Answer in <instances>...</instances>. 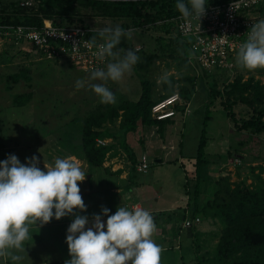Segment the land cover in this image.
I'll return each mask as SVG.
<instances>
[{
	"label": "rangeland",
	"instance_id": "374dc122",
	"mask_svg": "<svg viewBox=\"0 0 264 264\" xmlns=\"http://www.w3.org/2000/svg\"><path fill=\"white\" fill-rule=\"evenodd\" d=\"M261 7L263 14L259 13V18L264 19V0L261 2ZM84 19L86 22L90 21L88 16ZM92 20L97 21V19ZM99 24H103L104 27L122 26L119 21L112 20ZM161 35L164 33L159 28H153L144 33L132 31L131 39H122L119 47L125 49L135 51L137 46L145 45L144 53H137V55L140 57L139 62L146 67L142 70L133 69L131 74H126L118 83L109 80L107 87L116 96L114 105H118L126 99L130 101L139 99L140 83L143 79L158 83L155 94L159 97L164 94V90L163 82L158 81L165 73L179 80V83L175 85L177 91H180L182 87L190 89L189 78L196 79V91L190 105L192 113L177 118L173 125L166 128L163 137L156 127L140 126L137 133L129 136V140L136 157H140L147 149L150 164L146 173L136 176L141 189L133 187L130 191H133L134 195H144L149 200L154 198L153 204L156 207L171 208L162 215L153 216L157 217L154 219L156 224L154 241L163 249L160 264H197L196 247L198 246L202 254L207 252L214 256L222 229L219 223L203 217L201 223L193 228L187 229L183 226L184 209L190 201L186 181L189 178V189L192 190L195 185L192 181L195 176L194 158L197 155L202 130L206 128L211 137L206 149L207 157L211 161L208 169L209 176L217 179L229 174L232 182L235 184L241 182L244 186L252 185L256 181V175L261 174L264 178V170L261 172V167L264 169V131L260 134L253 131H238L228 119L220 105V100L212 106L208 105L207 91L201 86L203 82L204 84L207 82V79L204 77V71L191 61L194 55L188 47H185V55L191 61V65H186L182 57L178 56L174 60L166 55L163 56L160 52L157 53L158 44L155 38ZM145 53L149 56L157 53L160 59H155L147 65L149 60ZM237 66L233 71H213L211 78L225 79L231 76L230 79L234 80L238 74H242L245 81L252 75L256 80H261L264 85V68L249 71ZM19 73L29 76L30 79L20 77L18 83H14L10 76ZM89 75L90 73L73 66L69 59L47 60L31 44L16 45L14 40L0 38V128L7 126L12 128L11 138L4 135L1 139L0 136V143L8 142L16 148L25 146L29 150L34 149L39 142L38 133H41L35 131H42L43 136L49 137L45 140L49 153L59 155L64 151H76L80 143L82 118L103 104L91 89L77 90L75 87L78 79H87ZM222 82H219L221 87ZM26 92L33 94L28 105L24 108L15 106L14 97ZM244 109L241 105L236 107V110H240L238 116L242 113L247 116L248 113ZM13 115H19V117L10 118L14 117ZM208 115L210 119H206ZM25 136L29 138L25 139ZM148 143L150 145H147ZM71 152L69 153L73 154ZM229 152H232L233 156H228ZM48 157L51 159L50 154ZM74 159L87 173L88 167L85 166L84 161L78 160L77 157ZM119 159L124 160V158ZM119 159L108 160L107 164L116 166L121 161ZM253 166H255L254 171ZM90 174L92 172H89L88 176ZM93 175L90 184L84 185L85 180L80 183L81 192L88 194L86 197L81 193L83 200L85 201L86 198L91 199L92 202L102 200L101 206L115 212L112 209L120 206L121 197L123 196L122 201H124L129 194H112L106 188V179L96 180L95 172ZM109 183V188L115 186L110 181ZM89 187L92 188L93 193ZM203 188L205 193L202 194L201 200L203 202L212 200L216 185L203 183ZM134 201L133 198H129L130 204ZM148 203L145 205L146 210L147 205H150V202ZM101 206L87 208V211L82 212L81 215L100 214Z\"/></svg>",
	"mask_w": 264,
	"mask_h": 264
},
{
	"label": "trees",
	"instance_id": "16d2710c",
	"mask_svg": "<svg viewBox=\"0 0 264 264\" xmlns=\"http://www.w3.org/2000/svg\"><path fill=\"white\" fill-rule=\"evenodd\" d=\"M27 1L0 0V26L22 25L42 28L44 21L50 20L56 26L77 24L90 28L84 19L85 16H90L114 22L119 21L122 23V28L132 29L137 33L159 28L164 35L155 38L158 44L157 53L160 52L163 56L166 55L174 60L178 56L182 57L186 65H191V61L185 55V47H188V44L182 42L177 36L178 27L175 19L180 16V13L175 7L176 0H33L31 6L23 5ZM226 1L228 0H207V7ZM258 12L263 14L261 4ZM92 30L90 37H96V42H103L98 32ZM135 51L136 54L144 53L145 45L137 46ZM157 53L150 56L145 53L149 60L147 65L155 59H160ZM145 67L144 64L138 62L134 69L142 70ZM203 71L207 82L205 84L203 82L201 86L207 91L208 105L212 106L220 100V105L236 130L262 133L264 131V85L262 81L256 80L252 75L244 81L242 74H238L234 80L230 79L231 76L225 79L211 78L213 73ZM20 77L30 79L29 76H23L21 73L10 76L14 83H18ZM168 80L170 84L163 82L164 94L161 97L155 94L158 83L143 79L140 83L141 95L137 101L126 99L118 105L103 103L82 118L80 143L76 151L69 152L87 165L86 177L89 172H92L87 184L92 182L95 172L96 180L106 179V188L110 191L109 181L112 180L109 175L116 173L119 176L121 171L113 172L111 168H105L104 163L109 156L114 158L121 152H125L128 158L130 180H134L139 174L136 170L138 160L128 145V137L137 133L140 126L157 127V131L163 137L166 128L173 124V121L154 120L151 117L153 104L159 99L179 93L184 101V105L177 107L179 118L183 116L186 105H191L194 98L197 83L195 78H189L190 89L182 87L180 91L175 89L179 80H176L174 76H168ZM220 81H223L222 87ZM32 97V92L16 95L14 97L15 106H27ZM239 105L245 108L247 116L244 113L238 116L240 110H236V107ZM210 118L209 115L206 117V119ZM71 123L73 124L74 120ZM206 130L204 128L201 132L197 155L194 158L195 176L192 181L195 185L192 190L189 189V178L186 181V190L190 198L187 207L190 219L197 217L212 219L219 223L222 229L214 256L207 252L202 254L198 246L196 247L197 264H264V178L261 174L256 175V181L252 185L244 186L241 182L236 184L232 182L229 174L217 179L210 177L208 169L211 161L207 157L206 149L211 137ZM98 139H110L111 142L98 145ZM69 152L64 151L63 154L70 155ZM228 156H233V153L229 152ZM252 170L254 171L255 168L253 167ZM263 170L261 167V172ZM203 183L216 185L212 200L206 202L201 200L202 194L205 193ZM89 190L92 188L89 187ZM182 219L185 221L186 215Z\"/></svg>",
	"mask_w": 264,
	"mask_h": 264
},
{
	"label": "clouds",
	"instance_id": "9594fccd",
	"mask_svg": "<svg viewBox=\"0 0 264 264\" xmlns=\"http://www.w3.org/2000/svg\"><path fill=\"white\" fill-rule=\"evenodd\" d=\"M182 19L206 15L207 0H176ZM103 43L98 46L101 59L111 58L106 68L91 71L87 79L75 82L77 90L91 89L101 103L114 104L116 96L107 82H120L131 74L140 57L132 49L119 47L122 39H131L132 29L119 25L99 30ZM90 43L96 46V37ZM236 63L249 71L264 68V19L253 23L236 55ZM99 81V83H96ZM158 82L169 83L168 74ZM34 155L21 163L15 154L0 161V259L5 264H21L25 242L32 239L33 225L43 226L53 218L74 216L67 228L66 244L70 259L64 264H160L162 247L152 236L156 224L149 211L141 207L118 206L114 214L101 206L100 214L86 215L87 206L79 183L86 173L74 158H57L54 165L42 170ZM103 217H107L106 222Z\"/></svg>",
	"mask_w": 264,
	"mask_h": 264
},
{
	"label": "built area",
	"instance_id": "2783aa9c",
	"mask_svg": "<svg viewBox=\"0 0 264 264\" xmlns=\"http://www.w3.org/2000/svg\"><path fill=\"white\" fill-rule=\"evenodd\" d=\"M262 0H228L206 8V15L199 21L179 16L175 19L180 40L188 44L194 55L191 61L202 70H234L236 55L240 45L246 41L247 33L253 23L260 20L258 9ZM33 0L23 5L31 6ZM93 30L81 25L56 26L50 20L44 21L42 28L33 26H0L1 40H14L16 45L31 44L47 60L69 61L76 68L91 73L97 68H106L109 58L101 59L97 41L96 46L90 43ZM184 105L179 93L159 99L151 108V117L156 121L178 118L177 107ZM191 113L187 104L183 116ZM157 128V127H156ZM98 145H106L108 140H97ZM150 168L148 155H142L136 170L146 173ZM201 223L199 217L187 218L183 226L193 228Z\"/></svg>",
	"mask_w": 264,
	"mask_h": 264
},
{
	"label": "crops",
	"instance_id": "0c3cea01",
	"mask_svg": "<svg viewBox=\"0 0 264 264\" xmlns=\"http://www.w3.org/2000/svg\"><path fill=\"white\" fill-rule=\"evenodd\" d=\"M88 19L90 21L86 22V24L89 25L90 28L94 29L96 32H99V30L104 27L103 24H99V23L103 21L105 22L106 20H108V19L90 17V16H88ZM92 19H97L99 23ZM13 116L14 117H10V118L19 117V115H16V116L13 115ZM174 123L175 122L173 121V124ZM173 124H170V125H173ZM147 128H150V127H147ZM10 130H12V128L8 126L0 128L1 139L3 138L4 135L6 136L8 135L7 137L11 138L12 132ZM35 132H41V133L40 134L38 133L37 139L39 140V142L34 149L29 150L25 146H22L21 148H16V147L11 146L6 141H5L6 143L4 144L1 142L0 143V161L5 160L9 154H15L21 163H25L26 158H31L32 156L35 155L39 160L38 166L42 170L46 171V169L44 168V165L46 166L54 165V162L57 158H68V157L75 158V156L71 154L64 155L62 152L59 153V155L57 153L56 154L49 153L48 148L46 149V146L48 147V144L47 142H45L46 138H49V137H46V135L43 136L42 131H35ZM24 138L27 139L29 138V136H25ZM34 139H36V137H34ZM128 144L131 148L133 147L132 144L130 143L129 137H128ZM147 145H150V144L148 143ZM222 152H224L223 149H222ZM49 154L51 155V159L50 157H48ZM124 154L125 152H121L119 155H117V157H114L116 159L124 158V160L119 159L121 161L116 166H112V164H107L108 160L114 159V158H111L109 155H108L109 159H107L106 162L104 163V167L111 168L113 172L121 171V173H119V176L116 175V173L109 175L110 179L112 180L111 183L115 185V186L110 187L111 189L110 192L112 194H122V193L129 194L127 197H125L124 201H122L123 196L121 197L119 205L121 207H127L130 210L135 207H141L145 209V205L148 202H150V205H147L148 206L147 211H149L152 216L162 215V213L170 210L171 208L166 209L165 207L160 208V207L154 206L153 204L154 203L153 200H155L154 198L153 200L151 199L149 200V198L145 197L144 195L143 196H140L138 194L134 195L133 191H130L132 190L131 188L133 187H136V188L139 187L141 189L140 187L141 184L137 182L136 177L134 178V180H130L129 162H128V158H126L127 155L126 154L124 155ZM145 154L148 155L147 149H145V151L142 153V155H145ZM141 156L137 157V160H138L137 163H139ZM85 166L87 167L86 164ZM89 178L90 176L85 177L84 185L87 184V180ZM79 187H80V190H82L80 183H79ZM135 190L136 189H134V191ZM81 193L86 197L88 195L83 192ZM92 193H93V190H92ZM129 198H133L135 201L130 204ZM94 199H95V195H94ZM104 201H106V199ZM84 202L87 208L89 209L92 206H95V207H97V205L101 206L103 203L102 200L92 202L91 199L89 198H86ZM96 202H97V205H96ZM187 209L188 207L184 209L185 215H186V218H190L189 210ZM112 210L116 211L117 209L115 208ZM74 211L77 214L81 215V212H79V210H74ZM114 213L115 212L110 211L109 214H114ZM88 217H89V220L91 221L92 215ZM153 218L156 219L157 217H153ZM73 219H74V216H66V217L61 218L60 220H56L55 218H53L49 223L43 226L33 225L30 229V235L32 236V239H29L28 241L25 242L26 251L23 253L25 259L21 262V264H64L65 260L70 259V256L68 253V246L66 244V235H67V228L69 227ZM103 220L106 222L107 217H103ZM152 238L154 240V235L152 236ZM0 264H5V262L2 259H0ZM8 264H11V262H8Z\"/></svg>",
	"mask_w": 264,
	"mask_h": 264
}]
</instances>
